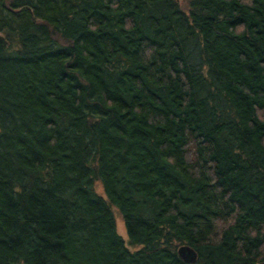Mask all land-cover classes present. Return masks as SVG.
I'll use <instances>...</instances> for the list:
<instances>
[{
	"label": "trees",
	"instance_id": "16d2710c",
	"mask_svg": "<svg viewBox=\"0 0 264 264\" xmlns=\"http://www.w3.org/2000/svg\"><path fill=\"white\" fill-rule=\"evenodd\" d=\"M0 264H264V0H0Z\"/></svg>",
	"mask_w": 264,
	"mask_h": 264
},
{
	"label": "rangeland",
	"instance_id": "374dc122",
	"mask_svg": "<svg viewBox=\"0 0 264 264\" xmlns=\"http://www.w3.org/2000/svg\"><path fill=\"white\" fill-rule=\"evenodd\" d=\"M95 189L99 194H103L102 187H101V184L99 182H95ZM112 210H113L115 226H116V230H117L118 234L121 236V238L123 239V241L125 243V246L129 250H131V251L135 250L136 249L135 247H131L127 243V234H126L124 222H123V219H122L120 212L116 208H113V207H112Z\"/></svg>",
	"mask_w": 264,
	"mask_h": 264
},
{
	"label": "water",
	"instance_id": "95a60500",
	"mask_svg": "<svg viewBox=\"0 0 264 264\" xmlns=\"http://www.w3.org/2000/svg\"><path fill=\"white\" fill-rule=\"evenodd\" d=\"M187 251H190L189 249H187Z\"/></svg>",
	"mask_w": 264,
	"mask_h": 264
}]
</instances>
